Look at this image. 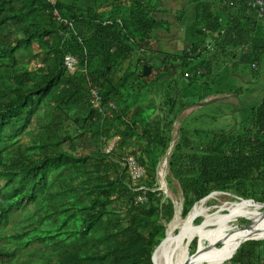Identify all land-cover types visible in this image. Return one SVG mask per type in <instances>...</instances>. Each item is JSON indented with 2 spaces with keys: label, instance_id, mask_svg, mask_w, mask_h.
I'll use <instances>...</instances> for the list:
<instances>
[{
  "label": "trees",
  "instance_id": "obj_1",
  "mask_svg": "<svg viewBox=\"0 0 264 264\" xmlns=\"http://www.w3.org/2000/svg\"><path fill=\"white\" fill-rule=\"evenodd\" d=\"M159 4L0 0V264H153L175 212L157 167L178 113L264 70V13L248 0L200 1L175 53L154 43L169 25ZM152 58L161 65L143 76ZM261 78L235 130L179 131L165 179L177 181L182 216L212 191L264 202ZM214 243L212 256L230 247ZM222 264H264V239Z\"/></svg>",
  "mask_w": 264,
  "mask_h": 264
},
{
  "label": "rangeland",
  "instance_id": "obj_2",
  "mask_svg": "<svg viewBox=\"0 0 264 264\" xmlns=\"http://www.w3.org/2000/svg\"><path fill=\"white\" fill-rule=\"evenodd\" d=\"M169 25L171 24L169 23ZM165 42L164 43L161 42V43L165 44ZM160 47L165 51L167 50L169 52L173 51L172 48H168L167 46L165 47L161 46V44H160ZM247 70L249 69L247 68ZM257 71L259 74L258 75L256 74L257 75L256 77L244 78L240 76V79H233L232 77L231 81L234 87L231 93L212 94L206 97L205 99L198 101L194 105L186 106L185 108H183L178 113L175 121L173 122V128L171 130V144H174V142L177 141L180 130L184 132L187 129L189 134L192 136H194V133L197 132L198 129L201 131L211 130L217 133L223 132V131L235 130V128L239 126L240 120L244 115L243 108L247 107L249 104L253 103L257 99L258 93L261 91V88L263 87V79L261 78V76L263 77V71H264L263 65L259 66ZM224 80L227 81L228 78H225ZM116 139L117 137H114L108 141L107 146L105 148L106 151H107L108 145L111 142L114 143ZM164 158L165 157L162 158V160L160 161L157 167L158 188L162 189L165 192L166 196L169 197L173 201L174 208H175L174 214L176 213V211H179L178 219H177L178 225L173 228V232H177L179 229L180 223L183 221V219L186 216L181 215L180 205L182 201V194L177 184V181L172 180L171 184L169 185L167 184V181H165L166 179H164V176H162L164 173L166 174L168 172L166 158L165 159ZM142 171H143V167H142ZM238 197L239 196L233 197L232 194L229 192L225 193V192L215 191L211 194V196H207L205 199L196 202V204L202 202L203 207H205L209 213L211 212L213 213L217 211L220 208V206L224 204L225 202L235 201V200L238 201L239 200ZM211 198H214L215 201H211L210 200ZM222 212H225V209L222 210ZM173 218L174 216H172L169 222L166 223V228H165L166 232H167V228H169L168 224ZM203 219H204V216L201 215V216L196 217L193 222L195 225H198ZM242 219H245L247 221L244 222L242 221ZM248 221L250 222L249 219H247L244 216H241L237 218L236 221H232L231 226L238 224L240 226V229H242L244 228V226H241V225L248 224L249 223ZM208 241L209 240H198L196 237L193 238L189 244V247L187 248V254L190 255L191 253V255L188 256L189 259L191 260V258L193 259L197 258L199 254L202 258V261L204 262V259H203L204 252L207 253V251L209 250ZM222 243L232 247L228 243H225V242H222ZM198 245H200V249H198ZM215 246H216L215 249H217L220 247V244L219 243L212 244L205 259H208L210 256H212L213 247ZM227 253L228 252H224L219 255H226ZM217 256L215 255V258ZM223 262H221V264Z\"/></svg>",
  "mask_w": 264,
  "mask_h": 264
},
{
  "label": "bare ground",
  "instance_id": "obj_3",
  "mask_svg": "<svg viewBox=\"0 0 264 264\" xmlns=\"http://www.w3.org/2000/svg\"><path fill=\"white\" fill-rule=\"evenodd\" d=\"M249 1L250 0H248V5H249ZM54 14H56V11H54ZM65 57H64V63H65ZM73 64L72 67L67 66L68 69L73 68ZM112 145L113 142H111L108 145L107 151L111 149ZM172 145L173 144H171L170 142L167 151L170 152ZM168 154L169 153L166 152L165 155L166 164H167ZM129 156H127V158ZM138 165L141 167L139 163ZM162 176H164L165 179V173ZM213 192L215 191H212L209 193L210 195L208 194L207 195L211 196ZM218 192H225V191H218ZM199 201L201 200L199 199ZM194 204H193L194 205L193 208H191L189 213L180 223L177 232H173V228L178 225L177 219H178L179 211H176V213L173 214L174 218L168 224L169 228H167V235H166L167 238L154 255L156 264H181L185 259V257H188L187 248L189 247V244L192 241V239L195 237L198 240H214L219 242H225L230 244L232 247L216 252L212 256V258L207 262H203L199 254L195 259L191 258L190 260L188 257V261L186 264H214L218 259H223L224 261L225 257L229 256L232 253L235 247L234 245H236L240 240L248 236H255V237L264 236V205L263 204L254 201H247V200L228 201L222 204L220 208L213 213L212 212L209 213L207 209L203 207L202 202L197 204L195 202ZM224 209L225 212H222V210ZM201 215L204 216V219L198 225H195L193 222L194 219ZM241 216H244L247 219H249L251 221V225L248 227H244L242 229H240V226L238 224L231 226L232 224L231 222L236 221L237 218ZM259 239H263V238H259ZM198 249H200V245H198ZM224 252H228V253L226 255H219ZM215 255L218 256L215 258Z\"/></svg>",
  "mask_w": 264,
  "mask_h": 264
},
{
  "label": "crops",
  "instance_id": "obj_4",
  "mask_svg": "<svg viewBox=\"0 0 264 264\" xmlns=\"http://www.w3.org/2000/svg\"><path fill=\"white\" fill-rule=\"evenodd\" d=\"M153 1L160 3L156 16L171 21L169 22L171 25H169L167 28H160L156 31L158 40L154 41V43L155 45L161 44V46L172 48L173 51H170V53H175L185 46L189 37L192 19L195 16L196 6L202 0ZM160 40L163 43L166 41L165 44L161 43ZM153 59L154 58L151 60Z\"/></svg>",
  "mask_w": 264,
  "mask_h": 264
},
{
  "label": "built area",
  "instance_id": "obj_5",
  "mask_svg": "<svg viewBox=\"0 0 264 264\" xmlns=\"http://www.w3.org/2000/svg\"><path fill=\"white\" fill-rule=\"evenodd\" d=\"M50 1H52V0H50ZM249 5L252 8L256 9L259 14L264 13V0H250ZM73 62H74L73 58L70 55H67L65 57V63L68 67H72ZM69 65H71V66H69ZM127 165H128V169H129L132 177H134V178L139 177L142 174V168L138 165V163L136 162V160L132 156H129L127 158ZM139 189H142V192L135 197L134 200L136 202H142L146 196L145 195V188L141 186V187H139Z\"/></svg>",
  "mask_w": 264,
  "mask_h": 264
},
{
  "label": "water",
  "instance_id": "obj_6",
  "mask_svg": "<svg viewBox=\"0 0 264 264\" xmlns=\"http://www.w3.org/2000/svg\"><path fill=\"white\" fill-rule=\"evenodd\" d=\"M154 62H155V61L150 60L149 63H147L146 65L143 66V69H142V75H143V76H144V75H147V74L150 72V70H151L152 68H156L157 65L154 64ZM174 72H175V71L173 70V71H172V74H174ZM167 153H169V151H167ZM208 195H210V194H208ZM208 195H206L205 197H203V198L200 199V200L205 199ZM238 198H239L238 201H241V200H252V201H254V202H257V201H255V200L252 199V198H246V199H244V198H240V197H238ZM258 203L264 205V202H258ZM194 205H195V204H194ZM194 205H193V206H194ZM193 206H192V208H193ZM250 225H251V221H250L248 224H246V225H241V226L248 227V226H250ZM166 235H167V232L165 233V236L160 240V242L158 243V245L153 249V252H152V254H151V260H152V263H153V264H156L155 259H154V255H155V253L157 252V250L161 247V245L164 243V241L166 240V238H167ZM259 238H263V239H264V236H257V237H255V236H248V237H245L244 239L240 240V241L235 245V247H234L232 253H231L229 256L225 257V259H229V258H231V257L233 256V254L235 253V251L237 250V248L239 247V245H240L243 241H245V240H247V239H259ZM188 252H189V251H188ZM190 255H191V253H190ZM190 255H188V256H190ZM225 259H224V260H225ZM187 261H188V257H185V259L183 260V262H182L181 264H186Z\"/></svg>",
  "mask_w": 264,
  "mask_h": 264
},
{
  "label": "flooded vegetation",
  "instance_id": "obj_7",
  "mask_svg": "<svg viewBox=\"0 0 264 264\" xmlns=\"http://www.w3.org/2000/svg\"><path fill=\"white\" fill-rule=\"evenodd\" d=\"M153 61H155L154 64L157 65L155 69H157L161 65V62L159 61L158 58H154Z\"/></svg>",
  "mask_w": 264,
  "mask_h": 264
}]
</instances>
